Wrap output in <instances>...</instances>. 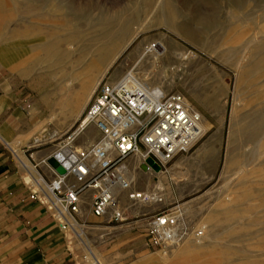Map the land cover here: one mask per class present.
<instances>
[{
	"label": "rangeland",
	"instance_id": "obj_1",
	"mask_svg": "<svg viewBox=\"0 0 264 264\" xmlns=\"http://www.w3.org/2000/svg\"><path fill=\"white\" fill-rule=\"evenodd\" d=\"M149 47L162 55L153 60ZM129 72L181 92L205 135L158 172L141 167L143 151L124 161L132 188L156 197L138 218L178 211L180 234L162 248L144 235L126 249L157 253L158 264H177L166 258L184 247L189 264H264V0H0V83L31 98L32 151L43 158L99 141L89 128L67 140L92 96L82 110L71 98L84 80L85 99L98 80Z\"/></svg>",
	"mask_w": 264,
	"mask_h": 264
},
{
	"label": "built area",
	"instance_id": "obj_2",
	"mask_svg": "<svg viewBox=\"0 0 264 264\" xmlns=\"http://www.w3.org/2000/svg\"><path fill=\"white\" fill-rule=\"evenodd\" d=\"M202 114L188 103L181 92L157 93L149 88L129 86L123 81L100 82L82 115L69 129L68 141L74 140L89 124L101 133L100 140L81 149H65L43 159L53 178H34V195H39L51 215L65 231L80 226L74 216L80 210L82 193L95 189L92 211L101 216L112 210L115 219L123 218L117 192L128 191L132 200L149 198L132 188L119 167L137 152L152 157L165 167L180 153L189 151L205 135L200 124ZM56 158V166L50 158ZM94 161L92 166L91 161ZM61 166L65 172L59 173ZM173 209V208H172ZM179 222L178 211H162L149 217V245L164 247L173 243ZM91 264H98L93 261Z\"/></svg>",
	"mask_w": 264,
	"mask_h": 264
},
{
	"label": "crops",
	"instance_id": "obj_3",
	"mask_svg": "<svg viewBox=\"0 0 264 264\" xmlns=\"http://www.w3.org/2000/svg\"><path fill=\"white\" fill-rule=\"evenodd\" d=\"M89 83L86 86L80 83L74 96L85 94ZM30 100L24 98L22 102L8 81L0 83V264H91L92 259L98 264H158L157 253L142 255L141 248L130 252L126 249L130 241L147 236L149 218H138L152 210L144 201L127 199L128 193L125 192L121 193L119 200V191L118 206L124 217L115 219L112 210L96 216L91 207L96 191L88 188L82 193L80 210L74 216L81 229L76 228L71 218L75 230L67 232L52 217L40 196L34 195L35 186L29 173L34 178L41 176H35L30 164L49 181L53 175L51 171L38 169L47 156L43 158L42 153L32 151V119L27 117L32 106ZM70 106L75 108L72 103ZM77 116L79 113L73 121ZM86 128L90 129L88 137L99 138L101 133L94 124ZM92 143L94 140L90 139L88 144ZM141 156L140 152L135 154L137 161ZM128 163L122 165L126 176L134 183L136 177ZM136 175L141 176L138 172ZM151 187L150 182L146 188ZM177 206L180 204L174 203L172 207ZM69 233H74L78 240L71 239ZM135 254L137 257L129 262L128 256Z\"/></svg>",
	"mask_w": 264,
	"mask_h": 264
},
{
	"label": "bare ground",
	"instance_id": "obj_4",
	"mask_svg": "<svg viewBox=\"0 0 264 264\" xmlns=\"http://www.w3.org/2000/svg\"><path fill=\"white\" fill-rule=\"evenodd\" d=\"M161 43V42H160ZM164 49V48H163ZM166 51V50H165ZM148 52H151L149 55H150V57H152L153 58V60H157L158 58H159V56L160 55H162L161 54V52H159L158 50H153L151 47H149L148 48ZM162 53H164V52H162ZM111 65V64H110ZM108 69V68H107ZM107 71V70H106ZM100 80H98V82H97V84L96 85H93V87L91 88V90L89 91V94H88V96H87V98H85L84 99V96L82 95H79V96H77V97H75V99L73 100V102H71L72 103V106L73 107H78V106H82V108H81V110L83 109V107H84V105H85V103L86 102H88V99L92 96V94H93V92H94V90H95V88H96V86L101 82H99ZM120 81H123V82H125L127 85H129V86H138V87H144V88H149V89H151V90H153V91H155V92H157V93H162V94H164L165 92L163 91V89H162V87H160V86H150L149 84H147L144 80H140V79H138L137 77H135L132 73H128L127 75H125ZM87 80H84V81H82V84L83 85H87ZM69 84H70V82H69ZM77 94V93H76ZM72 99V98H71ZM191 105V104H190ZM80 110V111H81ZM200 128H201V130H202V132H204L205 130H204V127H203V125H202V122H201V124H200ZM64 152H67V150H65ZM91 163H92V166H94V161L92 160L91 161ZM119 169L120 170H122V173L124 174V177L129 181V182H132L133 183V181H132V179L131 178H129V177H127L126 176V174H125V168L123 167V165H121L120 167H119ZM37 179H40L41 180V178H37ZM118 193V192H117ZM143 194H145L144 192H143ZM148 198H149V200H156V197H150V196H148V194H145ZM141 200V199H140ZM159 200H161V199H159ZM117 201H118V199H117ZM143 201V200H142ZM72 222V221H71ZM72 224H73V222H72ZM74 225V224H73ZM70 230H75V227H74V229H70ZM176 233H177V235H176V238H175V240H174V242L173 243H179V241H180V234H179V232H178V230L176 231ZM188 250H189V248L188 247H184V248H178V250H176L175 252H174V254H173V257H174V259L172 258H166V261H169V260H173L174 262H176L177 264H189V263H186V262H184V261H186V256H187V253H188ZM165 253V252H164ZM175 257H177V258H175ZM163 258V257H162ZM170 262V261H169Z\"/></svg>",
	"mask_w": 264,
	"mask_h": 264
},
{
	"label": "water",
	"instance_id": "obj_5",
	"mask_svg": "<svg viewBox=\"0 0 264 264\" xmlns=\"http://www.w3.org/2000/svg\"><path fill=\"white\" fill-rule=\"evenodd\" d=\"M50 164H52L53 166H56V158L55 157H52L50 158L49 160ZM141 167L144 169V170H148V168H152L156 171H159L161 170V165H159L152 157H147L145 159V162L141 165ZM56 170L59 172V173H64L65 170L59 166V167H56Z\"/></svg>",
	"mask_w": 264,
	"mask_h": 264
}]
</instances>
